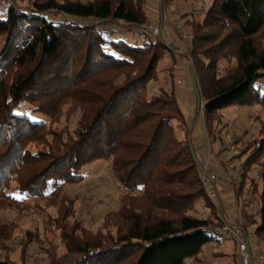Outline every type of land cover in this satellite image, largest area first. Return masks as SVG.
I'll use <instances>...</instances> for the list:
<instances>
[{
	"label": "trees",
	"instance_id": "trees-1",
	"mask_svg": "<svg viewBox=\"0 0 264 264\" xmlns=\"http://www.w3.org/2000/svg\"><path fill=\"white\" fill-rule=\"evenodd\" d=\"M145 2L0 0V208L15 184L37 210L41 202L58 209L43 226L60 232L64 253L54 248L47 264H187L222 240L214 233L219 224L230 223L222 206L217 223L192 215L202 200L214 207L201 184L203 164L190 130L186 140L174 133L173 121L185 123L176 94H148L170 45L148 30L136 33L143 36L139 43L107 37V28L117 32L110 24L145 26ZM203 15L189 23L192 74L201 95L197 114H203L209 143L222 144V110H264V0H213ZM222 62L228 64L224 73ZM25 103L50 123L21 112ZM78 112L73 132L52 126ZM249 142L236 155L246 157L234 188L241 205L237 223L245 232L255 226L252 233L263 241L264 135ZM99 160L111 163L125 191L118 209L105 217L106 234L76 220V198L63 194L66 186L84 182L83 168ZM253 166L262 169L263 185L256 194L259 209L250 214L243 197ZM17 228L16 221L0 220V264H29L33 244L43 245L38 233L21 241L16 262L9 243Z\"/></svg>",
	"mask_w": 264,
	"mask_h": 264
},
{
	"label": "rangeland",
	"instance_id": "rangeland-1",
	"mask_svg": "<svg viewBox=\"0 0 264 264\" xmlns=\"http://www.w3.org/2000/svg\"><path fill=\"white\" fill-rule=\"evenodd\" d=\"M80 1H94V0H80ZM22 5H29L30 0H18ZM213 4V0H146L144 12L147 18L145 26H131L126 23L110 24L113 26L119 34L111 32L108 29L107 37L111 38L115 36L122 40H132V42L139 43L143 36L137 34L138 32H144L145 30L151 31L153 35L160 39H163L165 43L170 45L169 51L164 54V58L158 65V77L157 80H152L147 90L149 96L152 94H159L161 90L170 92L171 90L176 94V99L179 106L182 109L185 123L182 121H173L172 126L174 133L178 140H186L188 131L190 130V137L192 138V146L195 147L197 156L202 162L205 163L206 158L202 157V152L209 149V145L212 146V152L220 160L221 166L214 167V171L219 178L220 183L225 185L224 194L220 195V189L218 190L217 203L223 200L222 209L224 211L225 218L228 222L236 224L237 219H240V204L235 193V189L241 180V172L243 162L245 158H238L236 155L244 148L249 141L261 139L264 135V110L261 107L255 108H239L231 107L220 112L222 122L217 127L218 135L222 139L209 143V134L205 130V122L203 114L198 112V96L195 91V85L193 81V74L190 62L187 57L179 52L180 48L187 55H191V38L192 29L190 22L201 21L204 17V11ZM0 11L5 13L2 5H0ZM58 18L66 17L64 15H58ZM78 23H87L80 20L72 19ZM90 23L92 21H89ZM106 23H102V28ZM109 25V26H110ZM108 26V25H107ZM185 36V37H184ZM3 44V38L0 37V49ZM187 51V52H185ZM192 65H193V56ZM220 67L222 73L228 67L226 62H222ZM69 108V105L65 107V110ZM31 106L27 103L23 104L20 109L21 112L30 114L36 120H44L48 124L50 119L42 114L30 113ZM80 112L67 119V114L62 116V121L59 125L53 124L55 128H68L73 132L77 125V121L80 117ZM263 134V135H262ZM237 141H242L237 144ZM249 147V145H248ZM225 148L223 152L221 149ZM205 155V154H204ZM83 174L86 177L85 181L78 185H68L65 187L64 195H69L72 198H76V204L74 207V216L78 221H82L84 226L90 229L92 232H103L106 234L110 229L105 225V217L107 213L115 211L120 205V198L125 194L124 189L120 186V182L116 175H114L111 163L105 160H99L83 168ZM262 169L257 166H253L251 172L248 174L250 180L247 185V192L243 197L245 202H250L247 206L250 214L255 213L259 209V190L262 188ZM253 180L251 183L250 181ZM257 183L259 189L253 191L254 184ZM256 187V186H254ZM254 190V189H253ZM226 196V198H224ZM22 204L27 207L23 209L15 204ZM203 201L198 202L195 216L208 215L215 219L216 223L218 215L221 214V210L217 207H212L210 204L206 206L209 213H203L204 207ZM41 210L36 209V204L33 201L24 200L18 192L15 190V184L11 190L8 191V198L5 204L0 208V220L16 221L18 228L16 229L12 242L9 243L12 247L11 257L18 263L21 262V241L29 240L35 237V233H38L43 245L39 247L37 243L33 244L30 249L29 264H47V254L55 252L54 248H58L57 253H64V246L60 242V232L53 228H46L43 226V222L48 219L49 214L54 216L57 213V208H48L44 202H41ZM206 204V203H205ZM48 208V209H46ZM71 218L68 222L75 220ZM258 220V218H257ZM222 227V224H219ZM253 226L246 233L248 234L249 246L252 249L253 260L257 264H264L260 262V259L264 257V240L258 241L256 236L252 233ZM114 230L115 229H112ZM203 252L198 255V258H191L187 264H239L237 260L238 248L233 240L224 239L221 241H213L211 244L206 245L203 248Z\"/></svg>",
	"mask_w": 264,
	"mask_h": 264
},
{
	"label": "built area",
	"instance_id": "built-area-1",
	"mask_svg": "<svg viewBox=\"0 0 264 264\" xmlns=\"http://www.w3.org/2000/svg\"><path fill=\"white\" fill-rule=\"evenodd\" d=\"M182 50L183 49L180 48L179 52L185 55L188 61L190 62V64L192 65L191 55H187ZM211 147L212 146L209 145V149L207 150V154L205 156L206 161L202 166L203 172L201 177V184H203L206 197L210 199L214 207L220 209L219 204L217 203L219 178L212 171V168L214 166L220 165V160L216 158V156L213 154ZM204 210L207 211L208 213L212 211V210H208L207 207H205ZM214 233L222 240L226 238L233 240L235 242L238 248L237 260L239 261V264H257L255 260H253V254H252V249L249 246L248 235L246 234L245 230L240 224L238 223L232 224V223L224 222L223 226L218 229H215ZM263 261H264L263 258H261L260 262Z\"/></svg>",
	"mask_w": 264,
	"mask_h": 264
},
{
	"label": "crops",
	"instance_id": "crops-1",
	"mask_svg": "<svg viewBox=\"0 0 264 264\" xmlns=\"http://www.w3.org/2000/svg\"><path fill=\"white\" fill-rule=\"evenodd\" d=\"M204 154H205V155H204ZM205 156H206V153H205V150H204V151L202 152V157L205 158ZM220 166H221V165H220ZM213 168H214V167H213ZM213 168H212V169H213ZM213 172H214V171H213ZM214 173H215V172H214ZM215 174H216V173H215ZM218 184H219V185H218V188L220 189V192H221L220 195H221L222 193L224 194V191L226 190V189H225V188H226L225 185H224L223 183H220V181H219ZM219 189H218V190H219ZM224 198H226V196H224ZM202 201H203L202 205L204 206V205H205V202H204V200H202ZM222 203H223V200H220V201H219V206H220V208H221V206H222ZM205 207H206V206H205ZM205 207H204V208H205ZM203 210H204V209H203ZM205 212L208 213L207 211L204 210L203 213H205ZM203 215H204V217H208L209 214H208V215L203 214ZM197 258H198V257H197Z\"/></svg>",
	"mask_w": 264,
	"mask_h": 264
},
{
	"label": "water",
	"instance_id": "water-1",
	"mask_svg": "<svg viewBox=\"0 0 264 264\" xmlns=\"http://www.w3.org/2000/svg\"><path fill=\"white\" fill-rule=\"evenodd\" d=\"M195 79H194V76H193V81H194ZM194 85H195V91H196V94H197V96H198V98L199 99H201V95H200V93H199V90H198V87H197V84H196V82L194 81ZM192 154H193V156H194V151L192 150Z\"/></svg>",
	"mask_w": 264,
	"mask_h": 264
}]
</instances>
